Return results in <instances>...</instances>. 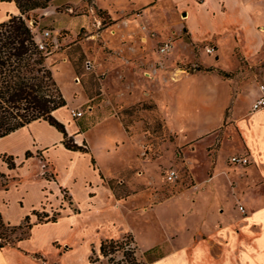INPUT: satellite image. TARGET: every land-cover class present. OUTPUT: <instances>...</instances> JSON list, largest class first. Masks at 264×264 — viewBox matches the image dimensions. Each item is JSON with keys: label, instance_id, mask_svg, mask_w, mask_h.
<instances>
[{"label": "rangeland", "instance_id": "1", "mask_svg": "<svg viewBox=\"0 0 264 264\" xmlns=\"http://www.w3.org/2000/svg\"><path fill=\"white\" fill-rule=\"evenodd\" d=\"M19 15L17 10L8 19ZM22 17L37 40L49 32L41 39L50 45L44 66L68 105L66 118L85 132L82 148L93 156L92 167L101 175L108 200L106 206L35 229L22 243L29 264L32 259L39 264L104 263L98 261V246L108 237L131 241L141 264L172 248L192 249L201 238L222 246L216 240L222 238L217 232L228 228L223 218L247 213L251 165L229 160L240 155L232 151L240 141L233 107L243 90L252 94L264 86V50L247 59L235 48L225 65L217 62L205 52L212 43L194 44L188 38L171 0H57ZM164 42L172 49L161 54ZM195 80L205 87H224L228 101L221 112L210 106L196 109L192 96L181 93V83L191 87ZM221 90H212L215 105ZM252 100L244 117L253 113ZM71 110L82 117L72 119ZM38 166L43 177H53L49 163ZM168 170L176 171L175 183L166 181ZM13 184L0 176V189ZM15 191L4 212L11 224L19 217ZM31 193L24 207L35 202ZM60 194L75 213L67 191L61 188ZM39 215L35 225L57 219Z\"/></svg>", "mask_w": 264, "mask_h": 264}, {"label": "crops", "instance_id": "2", "mask_svg": "<svg viewBox=\"0 0 264 264\" xmlns=\"http://www.w3.org/2000/svg\"><path fill=\"white\" fill-rule=\"evenodd\" d=\"M171 1L181 13L179 23L191 42L212 43V56L218 58L217 62L225 65L228 58H233L231 53L235 48L247 59L255 58L264 50V0ZM15 11L17 9L13 3L0 2V23L15 14ZM181 85L179 90L184 95L192 96L195 103L193 107L196 109L210 106L214 111L221 112L227 105V96L221 84L205 87L195 80L191 87H187L186 82ZM215 87L222 89L216 105L212 92ZM193 88H198L199 91H193ZM251 91L243 90L233 107V115L239 116L237 127L240 144L236 142L239 148L233 146L232 151L247 156L251 163L248 167V185L245 186L246 215L235 219L227 214L223 218L228 228H221L217 232L222 238L216 241L222 242L224 246L201 238L192 249H169L167 254L149 264H264V107L248 117L242 115L249 100L253 99V103L261 95L257 88L252 94ZM244 99L246 102L241 105ZM67 106L66 104L54 110L51 115L63 124L67 136L71 137L76 145L81 146L85 132L81 133L77 125L66 118ZM62 142L63 134L44 120L33 121L0 138V176H4L11 184L14 183L0 189V216L9 225H17L26 217L32 224L29 238L20 241L18 247L0 249V264H29L22 243L30 239L35 229L56 225L66 215L73 214L75 217L84 209L107 205L105 188L101 184L103 180L99 172L92 167L93 156L87 152L68 150ZM26 153L30 156L26 157ZM8 157L13 160V168H9L4 161ZM41 162L50 164L53 170L52 178L42 176L38 166ZM258 181L262 183L256 185ZM61 188L67 191L70 206L75 213L62 201ZM12 190H16L13 205L19 210V217L13 224L4 214L10 208L8 197ZM29 190L31 195L35 196V202L24 207ZM37 214L46 217L55 214L57 219L55 222L35 225L32 221L36 220ZM53 241L55 240L51 243ZM215 249L219 252L214 251ZM8 256L16 257L19 261L10 262L6 259ZM23 256L22 261L20 258ZM30 262L39 264L33 259Z\"/></svg>", "mask_w": 264, "mask_h": 264}, {"label": "trees", "instance_id": "3", "mask_svg": "<svg viewBox=\"0 0 264 264\" xmlns=\"http://www.w3.org/2000/svg\"><path fill=\"white\" fill-rule=\"evenodd\" d=\"M55 1L57 0H0L13 3L20 14L0 23V138L33 121L44 120L63 134L62 144L66 149L87 152L82 145H76L67 136L63 124L51 115L54 110L64 107L66 101L56 86L51 71L44 66L47 57L44 50H39L36 35L22 17L32 11L45 10ZM45 48L48 52L50 45ZM29 156L26 153V157ZM4 161L9 168L14 167L11 157ZM55 221L52 217L46 222ZM31 228L28 217L17 226H10L0 216V240H3L0 242V249L15 247L18 242L28 239ZM131 244L127 238L100 241L98 261H105L100 264H141L137 261L135 248Z\"/></svg>", "mask_w": 264, "mask_h": 264}, {"label": "built area", "instance_id": "4", "mask_svg": "<svg viewBox=\"0 0 264 264\" xmlns=\"http://www.w3.org/2000/svg\"><path fill=\"white\" fill-rule=\"evenodd\" d=\"M48 37H50L49 32H45L41 39H45ZM41 39L37 40V46L39 50H45V45ZM171 49H172L171 44L169 42H164L162 46L160 47V53L166 54L170 52ZM205 52L208 55H212L214 53V48L211 45L206 46ZM259 90L261 92V95L258 98H256L255 101L252 103L251 105L252 112H256L264 107V86H260ZM69 114L72 119H79L82 117V113L80 111L71 110ZM229 160L233 165L245 166L249 163L248 158L244 155H234V156H231ZM177 177L178 175L175 170H168L165 175V179L169 183H175ZM239 210L243 211V208L240 207Z\"/></svg>", "mask_w": 264, "mask_h": 264}, {"label": "bare ground", "instance_id": "5", "mask_svg": "<svg viewBox=\"0 0 264 264\" xmlns=\"http://www.w3.org/2000/svg\"><path fill=\"white\" fill-rule=\"evenodd\" d=\"M180 73H182V72L180 71Z\"/></svg>", "mask_w": 264, "mask_h": 264}]
</instances>
